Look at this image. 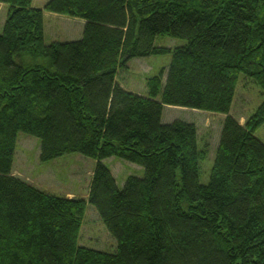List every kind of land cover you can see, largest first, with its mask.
<instances>
[{
  "label": "trees",
  "instance_id": "obj_1",
  "mask_svg": "<svg viewBox=\"0 0 264 264\" xmlns=\"http://www.w3.org/2000/svg\"><path fill=\"white\" fill-rule=\"evenodd\" d=\"M0 0V264H264V102L231 116L239 77L264 93V0ZM83 19L82 38L46 44L44 12ZM167 36L187 41L156 46ZM171 54L148 96L118 82L137 58ZM167 106L226 115L210 183L209 146L193 123L163 124ZM40 159L97 161L88 202L59 197L13 174L18 135ZM139 165L123 189L103 163ZM118 242L79 245L87 205Z\"/></svg>",
  "mask_w": 264,
  "mask_h": 264
},
{
  "label": "rangeland",
  "instance_id": "obj_2",
  "mask_svg": "<svg viewBox=\"0 0 264 264\" xmlns=\"http://www.w3.org/2000/svg\"><path fill=\"white\" fill-rule=\"evenodd\" d=\"M49 1L34 0L33 7L44 9ZM8 15L9 6L0 4V34ZM84 25L83 19L45 11V42L49 45L53 42L79 40L78 35L81 37ZM155 44L160 48L174 50L186 46L187 41L160 36ZM170 62L171 54L133 59L128 64V70L119 71L118 82L130 92L147 97V80L158 75L163 69L168 71ZM263 102L262 89L251 78L241 74L231 116L245 121L255 114ZM225 118L226 115L223 114L190 108L167 106L164 109L163 124H171L178 120L193 123L198 128L200 147L209 146V156L200 164V182L203 185L210 183ZM256 137L264 143V125L256 131ZM40 147L41 141L38 138L20 133L13 174L52 195L83 199L88 202L97 161L79 153H70L52 161L43 162L40 159ZM103 163L113 173L120 189H123L129 177L142 178L145 175L141 166L115 157L105 159ZM79 245L108 253H115L118 248V242L108 231L95 207L90 204L87 205Z\"/></svg>",
  "mask_w": 264,
  "mask_h": 264
},
{
  "label": "crops",
  "instance_id": "obj_3",
  "mask_svg": "<svg viewBox=\"0 0 264 264\" xmlns=\"http://www.w3.org/2000/svg\"><path fill=\"white\" fill-rule=\"evenodd\" d=\"M44 17H45V12H44ZM86 23V22H85ZM85 26V25H84ZM84 29V28H83ZM82 35H83V31H82ZM82 35H81V37H80V35H78L79 36V39H81L82 38ZM74 40H76V39H74ZM71 41H73V40H71ZM240 124L241 125H244L245 124V121H241L240 120Z\"/></svg>",
  "mask_w": 264,
  "mask_h": 264
}]
</instances>
